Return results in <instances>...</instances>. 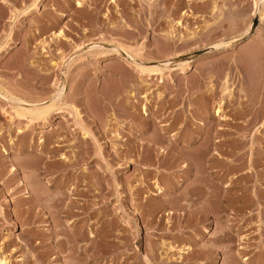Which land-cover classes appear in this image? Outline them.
I'll return each mask as SVG.
<instances>
[{
    "label": "rangeland",
    "instance_id": "374dc122",
    "mask_svg": "<svg viewBox=\"0 0 264 264\" xmlns=\"http://www.w3.org/2000/svg\"><path fill=\"white\" fill-rule=\"evenodd\" d=\"M257 1L0 0V264H264Z\"/></svg>",
    "mask_w": 264,
    "mask_h": 264
},
{
    "label": "bare ground",
    "instance_id": "6f19581e",
    "mask_svg": "<svg viewBox=\"0 0 264 264\" xmlns=\"http://www.w3.org/2000/svg\"><path fill=\"white\" fill-rule=\"evenodd\" d=\"M256 2H258L257 0H256ZM255 2V3H256ZM257 4V3H256ZM222 43H220V45H221ZM225 45V44H224ZM155 70V69H154ZM44 107H46V106H44ZM51 108H52V106H50ZM49 107V108H50ZM41 109V108H40ZM45 108H43L42 110H43V113L45 112V110H44ZM39 110V109H38ZM42 110H41V112H42ZM263 111V110H262ZM34 112H36L35 110H33V114H34ZM47 112V111H46ZM37 113V112H36ZM258 113H261V111H259ZM39 115H41L40 113H39ZM219 115V114H218ZM258 115V114H257ZM260 115V114H259ZM255 118V117H254Z\"/></svg>",
    "mask_w": 264,
    "mask_h": 264
}]
</instances>
